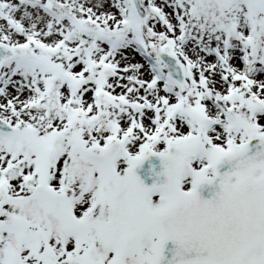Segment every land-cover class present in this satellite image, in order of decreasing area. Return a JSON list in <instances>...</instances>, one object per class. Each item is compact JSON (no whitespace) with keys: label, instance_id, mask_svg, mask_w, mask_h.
<instances>
[{"label":"snow or ice","instance_id":"1","mask_svg":"<svg viewBox=\"0 0 264 264\" xmlns=\"http://www.w3.org/2000/svg\"><path fill=\"white\" fill-rule=\"evenodd\" d=\"M0 264H264V0H0Z\"/></svg>","mask_w":264,"mask_h":264}]
</instances>
